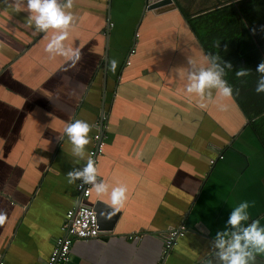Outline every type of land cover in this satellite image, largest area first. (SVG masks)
Instances as JSON below:
<instances>
[{
  "label": "crops",
  "instance_id": "obj_1",
  "mask_svg": "<svg viewBox=\"0 0 264 264\" xmlns=\"http://www.w3.org/2000/svg\"><path fill=\"white\" fill-rule=\"evenodd\" d=\"M147 1L156 0H72L63 43L80 52L74 66L45 51L54 30L34 33L26 11L13 0L0 4V264H46L77 204L78 181L69 184L66 174L86 163L72 155L63 128L74 119L92 125L87 156L102 109L97 181L109 193L124 186L126 199L113 230L74 241L66 264H218L211 245L217 232L232 230V208L247 201L243 223L264 225V140L252 128L264 111L249 119L233 95L184 92L187 72L207 67L208 54L180 8L195 17L243 0H173L177 9L158 16L144 11ZM256 35L262 49L241 90L250 92L248 107L262 109L255 87L264 29ZM109 193L91 186L88 204L110 205ZM182 225L184 236L163 256L167 231Z\"/></svg>",
  "mask_w": 264,
  "mask_h": 264
},
{
  "label": "clouds",
  "instance_id": "obj_2",
  "mask_svg": "<svg viewBox=\"0 0 264 264\" xmlns=\"http://www.w3.org/2000/svg\"><path fill=\"white\" fill-rule=\"evenodd\" d=\"M0 4H7V0H0ZM11 6L17 11H26L25 27H31L34 33H44L49 29L55 31L45 46V51L59 55L71 62L74 66L80 58L78 49L72 46H65L63 43L68 37V29L73 22V13L70 9L73 7L72 0H13ZM217 55H208L205 57L207 67L195 68L196 70L187 72V84L184 92L190 96L195 94L200 100H204L211 95V90L215 89L219 96L230 98L233 93L231 85L223 78L225 68L231 69L230 63H224L223 66L218 62ZM111 70L114 72L117 67V60L110 62ZM256 72L260 73L255 92L264 93V60L256 66ZM249 74V69L240 68L235 71L236 77H245ZM203 103L199 107L203 108ZM92 129L87 121L74 119L66 123L63 128L64 135L71 144V153L75 157L86 159V163L81 168H73L67 172L68 183L73 184L79 181L80 187L91 185L97 195L109 193V186L103 181H97V169L90 156H86V146L90 142L89 132ZM58 140L62 137L58 136ZM110 212L115 214L123 206L126 199V188L124 186H115L109 193ZM249 203L241 201L232 208L228 218L227 225L231 226V231L225 230L217 232L211 249L214 250V259L218 264H256V258L264 254V225L259 221L243 223L249 220L247 209ZM3 215L0 214V220ZM208 264H212L211 261Z\"/></svg>",
  "mask_w": 264,
  "mask_h": 264
},
{
  "label": "trees",
  "instance_id": "obj_3",
  "mask_svg": "<svg viewBox=\"0 0 264 264\" xmlns=\"http://www.w3.org/2000/svg\"><path fill=\"white\" fill-rule=\"evenodd\" d=\"M243 0L236 4L231 3L221 8L203 13L197 12L195 17L180 8L184 18L188 20L194 34L200 41L208 55H217L221 66L231 64V69L225 68L224 79L233 89V97L236 99L242 112L249 119L258 116L264 108L254 109L248 107L249 93L243 89L250 78V73L245 77H236L235 71L247 68L253 64L255 55L259 53L256 42L261 21H264V0ZM228 3V1H226ZM261 58V57H260ZM264 116L253 121L252 128L256 134L264 140Z\"/></svg>",
  "mask_w": 264,
  "mask_h": 264
},
{
  "label": "built area",
  "instance_id": "obj_4",
  "mask_svg": "<svg viewBox=\"0 0 264 264\" xmlns=\"http://www.w3.org/2000/svg\"><path fill=\"white\" fill-rule=\"evenodd\" d=\"M130 52L133 53V50ZM103 149L104 139L98 125L87 154L93 159L96 169L99 159L103 155ZM219 158L221 159L222 157ZM213 163L214 161L212 160L211 164ZM78 185L79 181L75 186L77 204L66 212L60 226L61 235L56 238L46 264H66L69 260L71 245L74 241L88 242L96 239L100 234L96 213L93 211L92 206L88 204L91 194V185H84L83 187ZM185 231L186 228L183 225L167 231L163 241V256L168 255L177 240L184 236ZM129 238H141V235L130 236Z\"/></svg>",
  "mask_w": 264,
  "mask_h": 264
},
{
  "label": "water",
  "instance_id": "obj_5",
  "mask_svg": "<svg viewBox=\"0 0 264 264\" xmlns=\"http://www.w3.org/2000/svg\"><path fill=\"white\" fill-rule=\"evenodd\" d=\"M177 9V5L173 0H156L152 3H149L147 1L145 3V10L144 11H149L152 12L154 15H160L163 13H166L168 11H172ZM110 31V22H108V27H107V43L105 44V61H107L108 58V52H109V43H108V37H109V32ZM104 109H102L101 113V123H100V133L103 135L104 134ZM110 205L102 202V201H96L92 205L93 211L96 213L97 216V221L99 225V231H106V232H111L114 228L115 223L117 222V219L120 215V212H116L115 214H112L110 212Z\"/></svg>",
  "mask_w": 264,
  "mask_h": 264
},
{
  "label": "rangeland",
  "instance_id": "obj_6",
  "mask_svg": "<svg viewBox=\"0 0 264 264\" xmlns=\"http://www.w3.org/2000/svg\"><path fill=\"white\" fill-rule=\"evenodd\" d=\"M135 49L133 48V51H134Z\"/></svg>",
  "mask_w": 264,
  "mask_h": 264
}]
</instances>
